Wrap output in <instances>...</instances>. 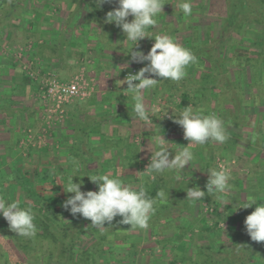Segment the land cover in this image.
Wrapping results in <instances>:
<instances>
[{"label": "crops", "instance_id": "0c3cea01", "mask_svg": "<svg viewBox=\"0 0 264 264\" xmlns=\"http://www.w3.org/2000/svg\"><path fill=\"white\" fill-rule=\"evenodd\" d=\"M164 2L166 4L163 13L157 17V24L148 29L153 38L140 40L134 51L147 54L155 43L154 37L163 34L173 37L188 49L202 43L201 34L197 35L201 32L200 19L195 15L185 18L179 9L175 10L173 5L177 0ZM192 5L193 9L201 10L203 18L204 10L208 11L210 6L207 0H193ZM116 7L118 0H110L100 7L96 6V0H0V185L8 191V197L14 198L18 189L16 173H29L31 186H35L43 198H58L61 201L72 195L65 193L63 189L70 174L81 176L75 177L74 182L83 181L82 191L85 188L98 191V186L88 176L101 175L119 178L123 183L137 187L143 183L148 196L152 198L163 189L169 194V198L164 203H157L148 229L130 230L131 226L128 225L124 237L129 245H134V251L140 250L141 255H145L144 251L157 254L156 260L163 263L167 259L168 264H189V257L186 255L193 254L196 249L213 248L215 245L211 244L209 234L203 231L212 226V223H204V199L196 202L186 200L187 188L198 186L207 191V169L216 167L215 158L220 157L221 153L234 160L232 176L236 171L243 170L240 164H235L237 157L249 159L251 164L257 162L259 166L256 169H264V145L257 144L258 138L264 141V131L260 135L255 134L256 142L252 140L244 144L239 133L246 129L253 130L260 120H251L249 126L235 125L232 120H224L225 127L228 123L231 129L228 141L223 144L194 145L195 160L192 167L186 165L182 173H167L155 179L143 175L141 172L146 169L151 157L148 146L152 135L164 134V138L170 142V158H174V151L187 146L189 141L184 139L183 128L168 117L175 118L181 111L175 106V99L166 102L162 98H168L169 95H162L164 88L161 83L146 93V104L158 109L155 114L149 113V123L139 121L131 111V96L124 93L127 85H119L131 68L140 70L145 64L129 63L131 56L126 53L130 45L124 42V33L114 24L104 22L107 12ZM183 22L186 26L182 28L180 26ZM29 43L33 47L27 59L39 58L43 68L53 71L59 77L69 80L85 70L95 80V92L89 98L78 100L69 106V120L55 129L53 138H49L46 144L31 151L30 159L22 154L19 143L24 136L23 132L42 116L41 102L36 86L25 76L20 63H13L1 53V48L6 44L24 46ZM193 54L197 61L187 67V72L191 74L183 80L204 88L203 83L200 85L192 77L202 67L206 56H198L199 51ZM223 56L225 53L221 55ZM164 82L165 80L162 81ZM189 96L193 110L196 106V110L213 112L212 103L207 107L199 105L198 100L202 95L198 90H194ZM73 160L79 162L78 172H73ZM258 179L264 178L259 176ZM230 183L234 188L238 184L234 181ZM238 194L232 190L225 193L223 202L207 194L205 197L218 202L223 216L232 214V210L227 209L230 207L228 205L243 203L250 197L264 199V192L258 196L245 195L244 198L242 194ZM17 196L20 198L21 194ZM227 224L231 225L229 229ZM223 225L225 228L218 232V236L223 237V242L217 243L221 244L218 251H221L222 246L232 248L230 229L234 228V224L224 221ZM0 228L5 229L6 225L1 224ZM91 240L84 241L83 248L92 246L94 241ZM13 248L16 249V246ZM9 249H12L10 244ZM122 249L125 248L122 246ZM123 253L121 256H114L112 252H107L102 261L104 264H114L118 259L124 261L126 253ZM139 260L140 263L142 259ZM144 261L148 263V259L145 258ZM124 263L128 264V261ZM151 264H155V261H151Z\"/></svg>", "mask_w": 264, "mask_h": 264}, {"label": "clouds", "instance_id": "9594fccd", "mask_svg": "<svg viewBox=\"0 0 264 264\" xmlns=\"http://www.w3.org/2000/svg\"><path fill=\"white\" fill-rule=\"evenodd\" d=\"M108 2L110 0H96V6L100 7ZM165 4L164 0H118V7L107 12L104 21L114 24L124 33L126 37L124 42L130 45L126 53L131 56L129 63L145 64L138 72L129 73L124 80H121L122 84L119 86L127 85L124 93L131 96V111L136 119L146 124L150 122L149 113L158 112L155 106L149 107L146 104L147 91L155 89L163 80L179 82L187 76V67L197 61V57L190 49L167 34L156 35L155 43L147 54L134 51L139 46L140 40L146 37L153 38L148 33V29L157 24V17L163 13ZM173 6L175 10L179 9L185 18L193 15L191 0H177ZM129 17L133 19L129 20ZM137 81L138 83H134ZM171 118L183 128L184 139L189 143L174 151V158H170L172 156L169 151L170 142L164 138V134L152 135L148 146L151 152L150 162L141 172L151 179L167 173H182L186 165L192 167L195 160L194 145L223 144L229 139L224 121L214 113L204 115L203 110L194 111L191 106H186L178 116ZM255 139L253 137V141ZM72 164L73 172H78L79 162L73 160ZM207 172L208 180L205 185L207 191L201 190L198 186L187 188L186 200L200 201L207 194L223 202V195L234 188L230 183L232 174L228 167L223 165L218 168L210 167ZM75 177L81 176L70 174L66 184L63 185L64 192L72 194L64 201L63 208L70 211L74 217L90 220L91 226L101 232L107 228L106 224L111 226L117 216L122 217L118 223L130 225V230H146L156 212L157 203H164L169 198V194L163 189L152 198L148 196L143 183L137 187L133 184H125L119 178H111L109 175L88 176L98 186V191L85 192L81 190L83 181L74 182ZM259 201L264 199L250 197L238 208L248 209L256 205L255 210L244 221L245 229L252 241L264 242V203H258ZM0 215L8 222L10 231L17 236L24 238L36 236L35 213L31 206L21 207L18 201L9 202L0 197Z\"/></svg>", "mask_w": 264, "mask_h": 264}, {"label": "trees", "instance_id": "16d2710c", "mask_svg": "<svg viewBox=\"0 0 264 264\" xmlns=\"http://www.w3.org/2000/svg\"><path fill=\"white\" fill-rule=\"evenodd\" d=\"M225 2L227 4L228 15L224 26H220L222 38L229 39L233 37V35H244L245 33L242 31L244 26L248 25V23L259 24L262 28L261 36L251 43L250 49H253V51L251 49L252 53L237 51L238 53L235 58L227 62L229 67L236 63L243 69L240 74H238V77L232 76V73H230V75L229 72L223 76L225 82L227 81L229 83V85H227V92L233 95L232 99H226V104L240 112L245 103L251 102L256 106H261L260 90L264 89V0H225ZM242 13L245 14V19L238 22V16ZM208 36L210 39V33ZM241 61L246 62L242 63ZM248 74H250V79ZM242 81L249 84L251 94L250 100L246 99V92L242 84H240ZM252 81H254L253 84H251ZM213 83H216V81L211 79V84ZM211 89H213L214 92L222 91V87L217 89L216 85L210 88V90ZM217 95L220 97L219 94ZM189 97L188 94L183 95L182 102L179 104L181 111L186 106H190ZM230 117H232L230 120L235 123L237 122L236 125H248L240 116ZM241 134L243 135V132ZM28 157L29 159L31 158L30 154ZM237 161L239 164H242L244 159L238 158ZM257 172L264 173L262 170H257ZM28 175L29 173L24 174V172L16 173L15 179L17 181L16 185H18L17 193L21 194L20 198L17 196V193L14 198L8 197V191L2 185H0V197H7L6 199L9 202L18 201L21 207L31 206L35 213L34 222L37 226V234L34 238L17 236L10 231L8 222L1 216L0 225H6L5 230L7 234H5L6 236H0V258L3 260V264H29L30 261L32 264H41L40 260L43 258L48 259V264H104L101 261V257L107 252H112L114 256H121L124 251H126L124 252L126 256L133 257L136 255L134 245H129L124 237L125 230L129 228L127 227L128 225L118 223L122 217L117 216L112 222V225L109 226L106 224L105 227L107 228L101 232L97 228L91 226L90 220L79 216H72L70 211L63 208L64 201L58 198H54L53 200L43 198L36 187L31 186ZM254 175L257 176V181L251 183L247 182L248 185L246 184V187H244V194L246 196H258L264 192V179L259 180V176L256 174ZM86 191H89V188H85V192ZM204 202L215 208L214 212L205 216L204 220L206 221L204 222L205 224L212 223V226H207L208 228L203 230L205 234H209L212 245H221L217 244L222 241L221 237L217 236L218 232L224 229L220 228L221 224H224V221H230L231 224H234V228L230 229V231H232L230 235L232 248L222 246L221 253L223 254H219V256H223V258L219 259H214V257H212L213 253L211 250V254L208 253V255L206 253L209 260H205L202 264H264V242L252 241L246 232L244 224L246 217L255 210L254 206L243 209L238 208L242 203L238 202L236 203L237 205L233 203L228 205L230 207L227 208L228 210H232V214L228 215L226 211L225 213L227 216H223L217 201H212L208 197H205ZM208 217H210V219ZM230 226L227 224L228 229ZM0 230L2 231L3 229L0 228ZM104 233L113 234L114 238L112 237L111 241H109L106 239V236H104ZM8 234L11 236V240L16 242L24 255L28 257L27 262L21 261L18 258L8 259V256L3 255V250L5 251V249H8L6 243L3 244L4 240H6L4 238H9ZM89 239H92L94 243L87 249L83 248L82 244ZM122 246L125 249H122ZM202 253L204 255V251ZM8 260H11V262H8ZM173 264L178 263L174 262Z\"/></svg>", "mask_w": 264, "mask_h": 264}, {"label": "rangeland", "instance_id": "374dc122", "mask_svg": "<svg viewBox=\"0 0 264 264\" xmlns=\"http://www.w3.org/2000/svg\"><path fill=\"white\" fill-rule=\"evenodd\" d=\"M192 1L193 0H191V2ZM199 1L200 0H194V2H199ZM207 1L209 2L210 6H209L208 11L204 10V13H205L204 18L201 15L202 14L201 10L193 9V10H195L193 12V15L197 16L201 21L199 23V28L201 29V32H198L197 35L200 36V34H201L202 43L199 46H192V49L189 48L192 52L199 51L198 56H200V54H202L203 57L206 56L203 58L205 60V62L202 63L203 64L202 67L200 66V68L198 70H196V72H194L193 76L195 78L192 77V79L193 80L196 79V81H198V83L200 85L203 83L205 85V87L204 88H198L197 85L195 86L193 83H190L187 80H183V79L180 80L179 82H174L171 80H165V82L162 83V81H161L160 83L163 85V88H164V89H162V95L163 96L169 95L168 98H165V97H162V98L166 102H168V101L172 102L175 99L174 102L176 105L175 104L174 105L177 107V109H179L180 108L179 104L182 102L181 96L183 94L192 95V92H194V90H198V92H200L202 95L201 99L198 100L199 105H201V106L203 105L204 107H207L212 103L211 107L213 108V112L209 111L208 113H205V112H207V111H205V112H203L204 114L210 115V114L214 113L220 118L223 117L222 118L223 121L224 120L225 121L230 120V118H232L230 116H240L242 120L247 122V124H248L247 126L251 125L253 120L255 121V120L259 119L260 123H258L256 128H253V130H251V129L250 130L246 129L244 131L242 130L243 135L241 134L242 132L239 133L237 131V133H239V135H241V138L243 139L244 144H247L248 142H251L253 140V136L255 137V134L258 133V135H260V132L264 131V89L260 90L261 91V98H260L261 106H256L255 104H253L251 102L245 103V105H243L241 111L238 112L237 110L230 107V105L226 104V101H227L226 99H232L233 95H231V93L227 92V87H228L227 85H229V83L227 81L225 82L223 76L227 72H229V74L232 73V76L238 77V74H240V72L243 69L240 68L236 63H235V65H232L231 67H229L227 62L230 61L231 59L235 58V56L238 53L237 51H242V52H246V53L251 52L252 53L253 49L251 48L252 51L250 49L251 43L256 41L261 36L262 28L259 24L256 25V24L248 23V25L244 26V28H243L242 32L245 33L244 35H236V36L233 35V37H231L229 39L222 38L220 26H224L225 21L227 19V15H228L227 4H226L225 0H207ZM180 13H181V11H180ZM244 15L245 14L242 13L241 15L238 16V22L243 21L245 19ZM188 18H190V17H188ZM185 24L186 23L183 22L180 27L183 28V26H186ZM193 31H194L193 33L195 35V30H193ZM197 31H199V30H197ZM209 33H210V37H211L210 39L208 36ZM242 48H245V49H242ZM224 53H225V56L221 57V55H223ZM241 62L245 63L246 61H241ZM186 71H188V70H186ZM190 74L187 72V76ZM250 74H251V72H250ZM250 74H248L249 79H250ZM59 78L61 80H68V79H63L61 77H59ZM211 79H214L216 81V83L211 84ZM249 82H251V81H249ZM253 82L254 81H252L251 84H253ZM240 84H242V86L244 87V90L246 92V99L250 100L251 94H250L249 84L244 82V81H242ZM189 85H192V86L190 87ZM215 85H216L217 89L222 87V91H219V92L215 91L214 92L213 89L210 90V88H212ZM192 87H193V89H191ZM232 89H235V88H232ZM172 94L178 95V97H175ZM217 94H219L220 97H218ZM177 98L180 99L181 101H178ZM194 110L196 111V106H195ZM180 111H181V109H180ZM178 115H179V113L177 114V116ZM251 120H252V122H250ZM236 123L234 122L235 125H236ZM226 127H227L226 128L227 133H228L231 130L228 126V123H227ZM232 131H233V129H232ZM257 144L258 145H261V144L264 145V141H262L261 139L258 138ZM218 153H220V152H218ZM222 155L224 158H226L228 160V163L231 165L232 171H233V166H234L233 161L234 160H230L231 158L224 155L223 153H221L220 157H222ZM262 155L264 157L263 152H262ZM240 156H241V154H240ZM237 159H238V157L236 158V160ZM236 160H235V164L237 163V165L239 166V162ZM240 165H241L240 167H242L243 170L236 171L237 173L232 176L231 181L238 182V184H236L235 188H233L232 191H235V193H237V195H239L238 193L242 194L241 196H243V198H244V196H245V194H244L245 188L244 187H246L245 186L246 184L248 185L247 181H250V180L254 181L257 178V176H255L254 174H256L258 176H263V178H264V173L257 172V170H261L259 168L256 169V167L259 166V164L257 162L254 164H251V160H249V159H244V162ZM262 171H264V169H262ZM205 203L206 202L202 203V207H203V204H205ZM208 218L210 219V217H208ZM225 225L222 224L221 227L225 228L224 227ZM5 234H6L5 229H3L2 231L0 230V236H6L7 234L6 235ZM104 234L103 235L106 236V239H108L109 241H111L112 237L114 238L113 234H109V233L108 234L104 233ZM217 237H219V236H217ZM226 238H227V236H226ZM4 239H6V240H4L3 244L6 243V247L9 244L12 245V249L11 250L5 249V251L3 250V255L8 256V259L9 258L10 259H17L18 258L19 260L24 261V262L28 261V257L25 256L24 253L19 249L16 242L11 240L10 235H9V238L6 237ZM221 240L223 242V237L221 238ZM0 242H1V240H0ZM13 246H16V249L13 248ZM218 248H219V246L218 247L213 246V248L208 247L206 249L205 248L204 249H196V251L193 254H190V255L188 254V255H186V257L187 256L189 257V260H188L189 264H202L205 260H207V261L209 260L207 254L208 253L211 254V250H212V253H213L212 257H214V259L223 258V256H219V254H223V253H221L222 251H218ZM203 251H204V255L202 253ZM142 252L145 255H143V254L141 255L140 250H138V251H135L136 255H134L133 257L126 256V258H125L126 261L125 260L123 261L122 259H118V261L116 260L115 261L116 263H114V264H125L124 262H127V261H128V264H146L145 263L146 261H144L145 258L148 259L147 264H151V261H155V264H168L167 259H164V263L162 261H157L156 260L157 254L154 255L151 253L149 254V252H144V251H142ZM137 253L140 255H138ZM127 255H129V254H127ZM138 258L142 259V260L144 259V260L143 261L141 260V262L139 263L140 260ZM101 261H102V257H101ZM8 262H11V260H8ZM40 262H41V264H48L49 261L47 258H43L42 260H40ZM102 263H103V261H102ZM0 264H3V260L1 258H0ZM10 264H13V263H10ZM29 264H32V262L30 261ZM180 264H184V263H180Z\"/></svg>", "mask_w": 264, "mask_h": 264}, {"label": "built area", "instance_id": "2783aa9c", "mask_svg": "<svg viewBox=\"0 0 264 264\" xmlns=\"http://www.w3.org/2000/svg\"><path fill=\"white\" fill-rule=\"evenodd\" d=\"M32 47V43H29L24 46L6 44L1 48L3 56L13 63H20L25 76L36 86L41 102L42 116L39 121L23 132L24 136L19 143L25 157H28L30 152L40 145L46 144L49 138H53L55 129L69 120L70 105L78 100L89 98L95 92V80L88 76L85 70H81L69 80H61L53 71L43 68L39 58L27 59ZM138 71L136 67L131 68L125 76ZM177 100L181 101L178 98ZM168 117L171 118V116ZM215 165L217 168L221 165L226 166L232 172L231 165L224 157L216 158ZM214 210L215 208L208 203L203 204V212L206 215L212 214Z\"/></svg>", "mask_w": 264, "mask_h": 264}]
</instances>
